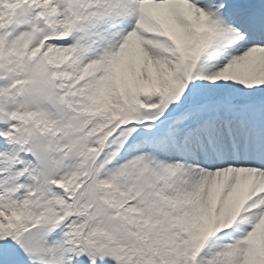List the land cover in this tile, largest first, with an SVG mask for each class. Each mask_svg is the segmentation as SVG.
<instances>
[{
    "label": "snow or ice",
    "instance_id": "1",
    "mask_svg": "<svg viewBox=\"0 0 264 264\" xmlns=\"http://www.w3.org/2000/svg\"><path fill=\"white\" fill-rule=\"evenodd\" d=\"M0 264H264V0H0Z\"/></svg>",
    "mask_w": 264,
    "mask_h": 264
}]
</instances>
